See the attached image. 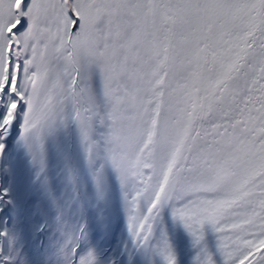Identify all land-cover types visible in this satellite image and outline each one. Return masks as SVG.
<instances>
[{
	"label": "snow or ice",
	"instance_id": "1",
	"mask_svg": "<svg viewBox=\"0 0 264 264\" xmlns=\"http://www.w3.org/2000/svg\"><path fill=\"white\" fill-rule=\"evenodd\" d=\"M0 264H264V0H0Z\"/></svg>",
	"mask_w": 264,
	"mask_h": 264
}]
</instances>
